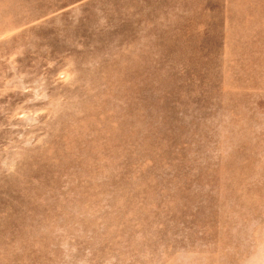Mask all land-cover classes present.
<instances>
[{
    "label": "rangeland",
    "instance_id": "374dc122",
    "mask_svg": "<svg viewBox=\"0 0 264 264\" xmlns=\"http://www.w3.org/2000/svg\"><path fill=\"white\" fill-rule=\"evenodd\" d=\"M0 264H264V0H0Z\"/></svg>",
    "mask_w": 264,
    "mask_h": 264
}]
</instances>
